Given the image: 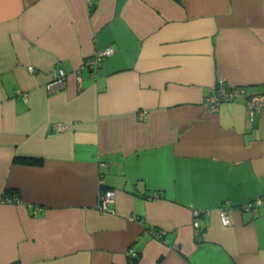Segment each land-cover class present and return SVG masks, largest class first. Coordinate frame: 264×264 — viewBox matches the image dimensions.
Wrapping results in <instances>:
<instances>
[{
	"label": "crops",
	"instance_id": "1",
	"mask_svg": "<svg viewBox=\"0 0 264 264\" xmlns=\"http://www.w3.org/2000/svg\"><path fill=\"white\" fill-rule=\"evenodd\" d=\"M236 91L264 97V0H0V264H264Z\"/></svg>",
	"mask_w": 264,
	"mask_h": 264
},
{
	"label": "built area",
	"instance_id": "2",
	"mask_svg": "<svg viewBox=\"0 0 264 264\" xmlns=\"http://www.w3.org/2000/svg\"><path fill=\"white\" fill-rule=\"evenodd\" d=\"M113 53V48H108L103 51H98L93 59H90L83 68L91 71L93 74L97 72V68L99 65L104 61L108 56H110ZM30 73H34V70L32 68H28ZM67 78V73L63 70L55 71L52 75L51 80L48 83V86L46 87L47 93L50 95L52 94H58L62 92V90L65 88V80ZM225 94V93H224ZM222 94L218 101L215 102L214 106H219L222 102H231L234 99H243L245 97L244 91H236L232 93L229 96H225ZM264 108V97L255 96L252 97L250 100L247 99L246 103V110H248V115L251 121L258 115L261 111V109ZM63 128L62 126H58V131H61ZM114 197L112 192H106L103 195V198L101 199V206L102 208H106L107 205L111 203L112 198ZM260 203L255 202V205L258 206ZM247 211L251 209V204L245 207ZM198 215V213H196ZM220 220H222V223L224 225H227L230 223L229 217L227 215V211L222 212L220 214ZM194 229L199 230V224L194 223Z\"/></svg>",
	"mask_w": 264,
	"mask_h": 264
},
{
	"label": "trees",
	"instance_id": "3",
	"mask_svg": "<svg viewBox=\"0 0 264 264\" xmlns=\"http://www.w3.org/2000/svg\"><path fill=\"white\" fill-rule=\"evenodd\" d=\"M252 96H253V95H252ZM252 96H248V97L245 96V97H243V98H244L245 100H247V99L250 100V99L252 98Z\"/></svg>",
	"mask_w": 264,
	"mask_h": 264
},
{
	"label": "rangeland",
	"instance_id": "4",
	"mask_svg": "<svg viewBox=\"0 0 264 264\" xmlns=\"http://www.w3.org/2000/svg\"><path fill=\"white\" fill-rule=\"evenodd\" d=\"M234 100H236V99H234ZM246 103H247V100H246ZM246 103H245V106H246Z\"/></svg>",
	"mask_w": 264,
	"mask_h": 264
}]
</instances>
